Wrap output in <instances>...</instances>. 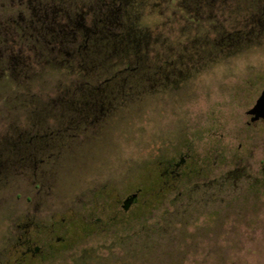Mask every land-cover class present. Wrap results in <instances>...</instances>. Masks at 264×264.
<instances>
[{
	"label": "rangeland",
	"instance_id": "1",
	"mask_svg": "<svg viewBox=\"0 0 264 264\" xmlns=\"http://www.w3.org/2000/svg\"><path fill=\"white\" fill-rule=\"evenodd\" d=\"M102 1L142 43L91 81L78 57L39 66L38 42L0 37L30 62L0 65V264H264V120L247 114L264 0H0V25L45 9L98 29Z\"/></svg>",
	"mask_w": 264,
	"mask_h": 264
},
{
	"label": "trees",
	"instance_id": "2",
	"mask_svg": "<svg viewBox=\"0 0 264 264\" xmlns=\"http://www.w3.org/2000/svg\"><path fill=\"white\" fill-rule=\"evenodd\" d=\"M16 1L22 2V0ZM110 6H112L110 1L97 3L96 10H98L97 13L99 14L98 24L101 25L98 29H87L80 23V25H78L74 21L71 25L66 22V26L55 28L53 17L51 16L52 19L50 17L47 19L46 16L49 15V13L44 9V13L41 12L38 14L34 12V15L29 21H16V23L0 25V37L4 40L8 39L11 41L17 37V34H20L22 38L33 39L35 42H38L41 48L40 51L35 54V56H37L35 64L39 66L50 64L54 67L57 66V62H60L62 58H64L65 61L73 62L77 60L75 58L78 57L80 67L85 68L81 69L83 72H87V78H85V80L91 81V79H94L90 78L92 77L91 73H93V71L91 70L93 66H104V64L108 63L109 60L116 55L115 52H121L123 45L135 49V53H133L134 57V55H138L139 44L142 43V39L139 37L126 34V32L118 30V27L117 30H115L116 26L113 25V22H111L112 20L110 21L112 14ZM59 15L62 16L61 13ZM63 17H67L68 19L67 15H63ZM74 24L76 26H74ZM66 42L77 43L80 48L76 49V52L74 50L73 53H68V43ZM10 48L11 47L7 46V44L3 47L0 46V65L8 62V65L12 69L16 67L22 70L28 69L30 67V62L27 58L18 57L19 55L12 59H10L11 57H8V59L5 57L6 51L10 50ZM120 60L126 62V59ZM140 63V60L135 58L134 64L137 67H140ZM94 93L95 94H92L93 99L90 97L89 101H87L89 102L88 105H90V110H93V112L95 111L96 104L102 102L104 99L102 93ZM60 101L61 99L58 101L59 104ZM69 104L72 112H76L74 114L79 115L80 111L73 108L70 102Z\"/></svg>",
	"mask_w": 264,
	"mask_h": 264
},
{
	"label": "water",
	"instance_id": "3",
	"mask_svg": "<svg viewBox=\"0 0 264 264\" xmlns=\"http://www.w3.org/2000/svg\"><path fill=\"white\" fill-rule=\"evenodd\" d=\"M247 114L251 116V121L249 124L264 120V90L261 92L254 106L247 111ZM134 197H136V195H133L131 198L127 199L126 202L128 203Z\"/></svg>",
	"mask_w": 264,
	"mask_h": 264
},
{
	"label": "flooded vegetation",
	"instance_id": "4",
	"mask_svg": "<svg viewBox=\"0 0 264 264\" xmlns=\"http://www.w3.org/2000/svg\"><path fill=\"white\" fill-rule=\"evenodd\" d=\"M175 168L176 167H179L177 164L174 166ZM174 174V170H169V169H167L166 171H165V173H164V175L165 176H167V175H173ZM131 198V197H130ZM137 200V198L136 197H134L132 200H130L128 203L127 202H125V207H128L131 203H134L135 201ZM39 249L37 248L35 251H38ZM29 252V251H28Z\"/></svg>",
	"mask_w": 264,
	"mask_h": 264
}]
</instances>
